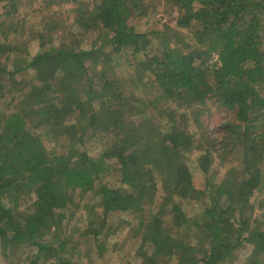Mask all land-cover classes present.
<instances>
[{
  "label": "trees",
  "instance_id": "16d2710c",
  "mask_svg": "<svg viewBox=\"0 0 264 264\" xmlns=\"http://www.w3.org/2000/svg\"><path fill=\"white\" fill-rule=\"evenodd\" d=\"M11 1L0 0V5L14 10ZM166 1L179 12L175 27L164 24L155 32L138 31L129 21L143 0H78L73 5L76 31L58 34L46 22L22 42L0 39V244L8 251L1 252L4 257L15 258L13 264L28 259L16 255L28 247L33 251L28 264H80L65 242L53 240L70 216V192L97 187L104 214L130 210L138 217L139 205L156 189L160 164L170 165L164 195L154 212L139 217L136 228L144 264L166 259L221 264L247 244L251 250L242 264H264V227L256 223L258 216L252 218L250 203L264 184V0ZM101 31L107 35L100 47L84 42L87 33ZM32 41L39 42L36 51L29 49ZM127 50L140 55L136 68L141 73L134 88L123 89L103 66L111 69L112 57ZM211 52L217 64L208 62ZM24 69L32 72L25 87L14 79L3 83V75L13 78ZM154 87L161 93V106L138 95ZM8 92L17 93L10 100L14 106L2 101ZM207 99L229 109L234 121L223 122V134L197 137L205 143L199 166L208 171L213 150L236 164L202 192L186 157L196 136L187 131L186 114L165 104L203 105ZM149 108L160 123L151 119ZM73 112L84 119V130L68 134L62 153L47 149L34 129L45 126L57 136L56 124ZM101 135L112 138L110 145L92 157L83 145ZM115 166L120 186L110 187L105 176ZM183 200L203 203L202 210L189 217ZM104 223L93 233L99 254L104 251Z\"/></svg>",
  "mask_w": 264,
  "mask_h": 264
},
{
  "label": "rangeland",
  "instance_id": "374dc122",
  "mask_svg": "<svg viewBox=\"0 0 264 264\" xmlns=\"http://www.w3.org/2000/svg\"><path fill=\"white\" fill-rule=\"evenodd\" d=\"M59 1V0H58ZM85 2H91V0H80ZM78 2V0H77ZM73 0H64V2H53V0H12L11 4L13 8L4 7L0 5V39L6 38L4 41L12 43H19L26 39L29 31H35L39 23L41 26L49 22L54 24L58 34L65 35L76 31L74 24L75 11L73 5L77 3ZM89 3L87 4L89 6ZM6 4V3H3ZM9 10V16L5 15V11ZM179 14L177 8L168 3L166 0H143V5L138 14L132 13L129 16V21L134 25L138 31L155 32L160 30L164 24L175 27V19ZM89 32L85 35V43H90L92 47H100L105 41L107 33L101 31ZM152 36V35H151ZM264 40V39H263ZM87 43V44H88ZM39 46V42L32 41L29 49L36 51ZM50 44L46 45L48 48ZM39 48V47H38ZM25 50V48H22ZM214 52L210 53L208 62L210 64H217L218 57ZM140 59V55H134L131 51H125L121 57H112L110 62L111 69L106 68L103 65V69L107 72L108 76H112V71L120 81L123 89L134 88L137 85V77L140 75V70H137V62ZM99 66V65H98ZM92 72H95L91 69ZM3 83L7 86L11 84V80L21 81V87H25L26 83H30L32 72L31 70L24 69L11 78L9 75H3ZM146 79V76L143 80ZM58 99L61 96V91L58 87ZM26 88L22 89L24 92ZM139 91V90H136ZM135 91V92H136ZM137 93V92H136ZM14 94L8 92L5 94V99L2 101L14 106L15 101L10 103V100L14 97ZM139 96L145 97V100L156 101L161 106L163 105L162 99H160L161 93L158 89L150 88ZM149 102V101H148ZM176 101L169 100L165 105H169L171 108H176L178 114H186L185 124L187 131L195 135L193 145L187 150V164L189 170L194 177V184L198 191L205 192L208 190L210 183H217L225 175L227 168L234 166L236 160L222 159L218 151H212V162L209 165L208 171L205 172L199 166L200 156L204 151L205 143L197 140V137L201 136H216L223 134L222 124L225 121L233 122L234 115L229 109L220 103L215 102L213 99H207L205 104L187 103L179 104L178 107ZM149 115L151 119L160 123L156 117V113L152 108H149ZM29 118V117H28ZM30 120V118H29ZM28 120V121H29ZM84 119L78 112H73L65 116L55 127L60 130L59 135L56 136L57 131L54 133L50 131V128L45 126H37L36 133L44 140L47 149H52L58 153H62L66 150L68 134L72 136H78L81 130H84L82 126ZM139 118L136 117V121ZM30 123L33 120L29 121ZM166 119H161V125H165ZM28 125V122H27ZM160 133L157 128L154 132L155 137L152 138V144L156 142V135ZM72 139V138H71ZM111 137L108 135H101L99 137H93L83 145V150L92 157L98 156L103 150L107 149L110 145ZM229 146L227 148L229 149ZM113 164V161H111ZM170 165L160 164L158 165L159 172L157 180H155L156 189L149 191L148 196L139 205L138 217H136L132 211H109L106 214L103 212V205L99 199V189L90 188L86 191L72 190L70 192V216L68 219L63 220L59 227V232H55L53 240L59 244V242H65L66 248L69 253L74 257V262L80 264H144L142 262V256L145 254L144 248L141 246V240L136 233L137 223L139 217L143 214L148 216L149 213L156 210V205L162 200L164 191L162 189L163 181L166 179ZM120 175L115 166L105 176V182L110 187L120 186ZM97 186V185H96ZM69 202V201H68ZM205 203V199L203 201ZM203 203H198L190 200H183L181 202L182 208L186 211L189 217L198 215L202 210ZM252 204L251 216L254 218L258 216L256 222L259 226L264 227V184L261 189L256 191L250 198ZM168 218L165 215V219ZM105 219L104 229L102 231V246L104 251L99 254V250L94 248L95 241L93 239V233L96 226ZM109 226L107 233L104 230ZM52 231L51 229L48 232ZM53 232V231H52ZM54 233V232H53ZM52 234V233H50ZM100 238V236H98ZM195 237H191L190 242H195ZM101 246V247H102ZM24 254H20L21 250H17L16 255L22 259L28 256V259L24 260L23 264H28L30 256L32 257L33 251L31 247H28ZM251 245L247 244L243 248L234 250L230 258L226 259L221 264H242L245 261V257L249 254ZM8 251H2V245L0 244V264H13L16 263L15 258H12L9 254L8 257H4L2 253ZM101 252V251H100ZM149 253V250L146 251ZM80 254V255H78ZM166 264H174L173 259H166ZM165 260V261H166ZM165 261L162 263L164 264ZM13 262V263H12Z\"/></svg>",
  "mask_w": 264,
  "mask_h": 264
},
{
  "label": "built area",
  "instance_id": "2783aa9c",
  "mask_svg": "<svg viewBox=\"0 0 264 264\" xmlns=\"http://www.w3.org/2000/svg\"><path fill=\"white\" fill-rule=\"evenodd\" d=\"M217 58V57H216ZM217 63H218V59H217Z\"/></svg>",
  "mask_w": 264,
  "mask_h": 264
}]
</instances>
